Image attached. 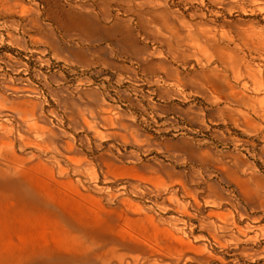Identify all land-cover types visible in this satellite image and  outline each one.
Wrapping results in <instances>:
<instances>
[{"label": "rangeland", "instance_id": "rangeland-1", "mask_svg": "<svg viewBox=\"0 0 264 264\" xmlns=\"http://www.w3.org/2000/svg\"><path fill=\"white\" fill-rule=\"evenodd\" d=\"M0 264H264V0H0Z\"/></svg>", "mask_w": 264, "mask_h": 264}]
</instances>
